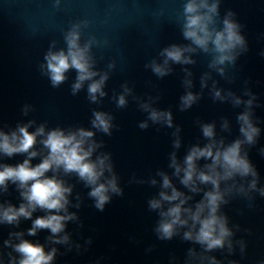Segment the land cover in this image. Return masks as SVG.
Returning <instances> with one entry per match:
<instances>
[{
	"label": "clouds",
	"instance_id": "obj_1",
	"mask_svg": "<svg viewBox=\"0 0 264 264\" xmlns=\"http://www.w3.org/2000/svg\"><path fill=\"white\" fill-rule=\"evenodd\" d=\"M62 3L63 0H52L57 10ZM221 3L222 0H181L176 22L187 43L162 48L144 68L162 80L175 72L174 65L181 66L184 93L177 105L180 112L192 109L204 97L205 90L213 103L242 109L235 118L239 131L235 139H228L232 133L228 117L210 122L197 119L200 139L189 144L181 158L178 152L183 147V129L175 123L171 109L156 106L160 95L138 96L128 81L112 95L117 109L127 108L132 97L138 110L146 113L145 119L138 122L139 129L147 130L154 125L158 126L157 130L172 129V151L167 164L170 171L158 168L146 179L133 175L129 182L158 189L147 200L148 211L158 217L152 230L159 241L178 237L192 245L186 250L182 264H240L231 257L237 250L241 258L245 257L248 243L243 237L237 238V233L251 235V229L231 223L223 209L233 200L242 199L252 210L256 207V197L264 198V184L249 158V150L257 145L262 132L255 115V108L260 107L258 96L247 80L242 94H237L231 88L221 87L215 78L219 76L229 84L234 83L237 62L249 51L242 31L244 26L231 9L221 16ZM91 23L87 18L70 21L62 31L63 46L51 41L38 70L54 89L68 81V73L74 71L71 94L77 96L86 91L88 103L99 106L108 96L105 89L117 64L110 60L104 68L98 67L104 57L97 55V49L108 47L110 41H101L90 32ZM260 54L264 56V51ZM201 55L209 59L207 70L199 76L200 91L196 92L193 91L195 73L189 66H195L196 57ZM34 111V106L27 103L21 109L25 117ZM114 121L112 112L95 107L91 109L89 127L50 128L47 121L38 123L36 119L17 122L14 128L0 125V225L13 229L0 244V264H55L58 256L88 251L93 238L87 237L81 244L67 230L69 223L84 227L78 211L71 210H79L84 200L80 193L74 194L76 184L70 179L75 177L77 183L89 189L87 198L99 212L105 210L113 197L124 196L113 155L105 150V141L98 139V134L113 135V129L117 128ZM259 152L264 156V147ZM18 155L24 157L22 162H3ZM34 159H39V163L34 165ZM10 185L18 193V206L2 199L9 194ZM37 212L43 215L34 217ZM22 221H31V226L15 230L20 229ZM42 231L49 233L44 243L27 239L37 237ZM58 246H63L64 251ZM154 247L149 246L146 251L151 252ZM215 252H220L224 259H218L213 255ZM103 259L100 257L93 264H101ZM169 264L180 261L172 255ZM256 264H264V258Z\"/></svg>",
	"mask_w": 264,
	"mask_h": 264
}]
</instances>
